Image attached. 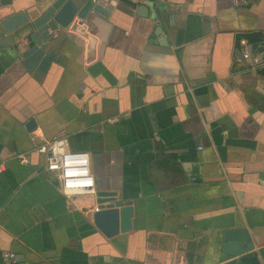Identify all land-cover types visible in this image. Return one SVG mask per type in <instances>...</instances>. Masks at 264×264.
Masks as SVG:
<instances>
[{
	"label": "crops",
	"instance_id": "1",
	"mask_svg": "<svg viewBox=\"0 0 264 264\" xmlns=\"http://www.w3.org/2000/svg\"><path fill=\"white\" fill-rule=\"evenodd\" d=\"M42 1L12 9L30 22ZM146 1L107 0L104 43L85 23L49 33L31 71L1 11L0 264H264V59L238 42L264 36V0H159L154 19ZM60 137L89 154L94 194L45 170L36 148ZM99 190L132 202L129 232L95 228Z\"/></svg>",
	"mask_w": 264,
	"mask_h": 264
},
{
	"label": "water",
	"instance_id": "2",
	"mask_svg": "<svg viewBox=\"0 0 264 264\" xmlns=\"http://www.w3.org/2000/svg\"><path fill=\"white\" fill-rule=\"evenodd\" d=\"M13 1L0 0V13H3L1 12L3 9H8V13L4 12L6 13L4 14V18L6 17L4 21L19 20L18 27H22V44L25 47L22 54L23 64L28 71H31L38 61H42V65L48 61L49 57L45 55L44 47L50 40L49 33L65 30L70 26L72 30H76L78 25L85 23L89 33L99 35L101 43H104L108 29H110V24L106 22V19L110 17L112 12L110 7L115 6L111 3L108 7L106 5L107 0H43L41 4L34 6L40 15L29 22L23 12L14 14ZM159 5V0L154 2L147 0L144 4L137 6L136 13L145 16L144 12L147 10L146 17L150 16L154 19L156 18L155 9L159 8ZM251 48L253 52L260 51V56L264 59V42L261 45H252ZM239 54L242 56L241 53ZM34 125V120H30L26 124V128H32ZM95 197L98 210L92 214V223L103 236L108 239L114 238L132 229L134 207L130 200H125L116 192L106 190L97 191ZM232 238V230L224 232V241L229 242ZM230 251L234 254L238 253V250Z\"/></svg>",
	"mask_w": 264,
	"mask_h": 264
},
{
	"label": "built area",
	"instance_id": "3",
	"mask_svg": "<svg viewBox=\"0 0 264 264\" xmlns=\"http://www.w3.org/2000/svg\"><path fill=\"white\" fill-rule=\"evenodd\" d=\"M230 4L234 8H242L248 4V0H230ZM239 46L242 58L248 60L252 68H256L261 61L254 57L251 45L241 39ZM67 147L68 140L60 137L38 145L36 152L44 157L45 170L55 178L63 196L70 198L77 195L94 194L95 182L90 170L89 154L73 152ZM18 158L22 157L18 156ZM97 210V208L94 209L95 212ZM2 257L4 264H14V254L5 252Z\"/></svg>",
	"mask_w": 264,
	"mask_h": 264
},
{
	"label": "trees",
	"instance_id": "4",
	"mask_svg": "<svg viewBox=\"0 0 264 264\" xmlns=\"http://www.w3.org/2000/svg\"><path fill=\"white\" fill-rule=\"evenodd\" d=\"M244 39L249 45H261L264 42V36L261 33H247L238 37L239 40Z\"/></svg>",
	"mask_w": 264,
	"mask_h": 264
}]
</instances>
